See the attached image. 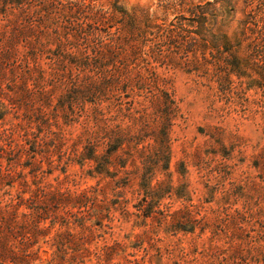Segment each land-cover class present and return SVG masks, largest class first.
<instances>
[{
	"label": "rangeland",
	"instance_id": "1",
	"mask_svg": "<svg viewBox=\"0 0 264 264\" xmlns=\"http://www.w3.org/2000/svg\"><path fill=\"white\" fill-rule=\"evenodd\" d=\"M50 1L0 7V264H264V0H97L64 75Z\"/></svg>",
	"mask_w": 264,
	"mask_h": 264
},
{
	"label": "trees",
	"instance_id": "2",
	"mask_svg": "<svg viewBox=\"0 0 264 264\" xmlns=\"http://www.w3.org/2000/svg\"><path fill=\"white\" fill-rule=\"evenodd\" d=\"M8 1L10 0H0V7L6 12L7 6H8ZM13 3V2H12ZM55 3L59 4L61 7H59L58 10L54 11L56 12V14H49L50 12H52L54 10V6ZM105 9L104 6L99 3L97 0H76V1H68L65 4L62 3V0H52L50 2H47V4L45 5V3L43 4V6L41 7V10L43 11L42 14V18H46V19H51L50 20V24L57 26L58 28H56V33L58 32V34L60 35L58 38V45L62 46L61 51L56 55L54 59V61L56 60V62H54V67L57 68L56 69V73L58 71V68L61 67L62 69V73L63 75L70 70V66L73 62H77L78 61V57H77V52H75V50H66L65 49V45L66 42L63 40V38H61L62 36L66 35V40H68L69 36H72V38L68 41L70 44H72V48L73 47H77L76 43L78 40L80 39H85V40H89V38L85 37L86 31L89 30V34L91 36H93L95 34V28L91 25V24H87L88 26L85 27L83 26V24H78V20L82 19V18H86V19H92L94 20V22H97L98 20L102 19L103 16H105ZM109 10V9H107ZM109 13L110 10H109ZM77 14V15H76ZM112 14V13H111ZM75 16V21L73 20L71 21L70 18L73 16ZM67 17L66 19H63L64 23L60 24V17ZM43 32L38 31V33H36V38L39 39L40 35ZM45 38L47 39V42L50 41V37L47 36L45 33ZM108 41H106V39L104 38H100L98 36L95 37L93 42L99 43L100 44V49H105L106 51H109L110 48L112 47H120L121 46H114L117 44H115V42H112V39H107ZM42 49H40L39 47L34 46V44H32V48L28 49L26 48V50H24L23 52V58L29 62V60H33L35 61L34 66L35 67H40L41 69V57H42V53H41ZM39 73L41 74L42 79L45 78V73L43 72V70ZM108 83H113V81H105L103 80L101 82V86L106 85ZM97 90V89H96ZM73 92V93H72ZM72 95H70V99L72 100L73 97L77 98L80 96V94L82 92H80L79 90H72ZM97 92H101V90H97ZM96 92L94 91V93L92 94V96H96ZM84 95V94H82ZM91 97V96H90ZM97 98L93 99L92 101L94 103ZM99 100L101 99V97L98 98ZM65 100L62 99V108L64 107V102ZM64 102V104H63ZM1 117V116H0Z\"/></svg>",
	"mask_w": 264,
	"mask_h": 264
}]
</instances>
